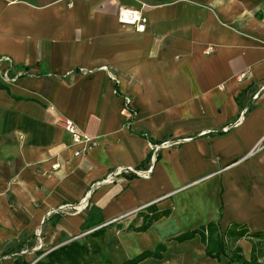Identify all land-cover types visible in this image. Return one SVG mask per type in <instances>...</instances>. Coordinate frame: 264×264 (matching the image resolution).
<instances>
[{
	"label": "crops",
	"instance_id": "1",
	"mask_svg": "<svg viewBox=\"0 0 264 264\" xmlns=\"http://www.w3.org/2000/svg\"><path fill=\"white\" fill-rule=\"evenodd\" d=\"M58 117L93 141L84 155ZM262 139L264 0H0V264L101 228L111 264L158 245L139 264H227L175 239L264 232Z\"/></svg>",
	"mask_w": 264,
	"mask_h": 264
},
{
	"label": "trees",
	"instance_id": "2",
	"mask_svg": "<svg viewBox=\"0 0 264 264\" xmlns=\"http://www.w3.org/2000/svg\"><path fill=\"white\" fill-rule=\"evenodd\" d=\"M157 217H145L141 227L137 232L146 231ZM106 229L101 228L89 235L83 241H72L69 244L61 246L47 254L41 260L33 264H111L104 253L102 240ZM195 235L200 237L204 246L206 257L219 261L221 257L227 259V264H260L264 258V232L251 234L246 227L232 224L224 232H221L218 224H209L206 227L186 233L175 239L178 243L192 239ZM241 240H247L252 245L250 260L247 262L242 258L241 250L236 244ZM164 252L162 245H158L154 252H146L126 261L123 264H139L145 259H159ZM41 257L42 253L36 254ZM14 264H30L19 257V251Z\"/></svg>",
	"mask_w": 264,
	"mask_h": 264
},
{
	"label": "built area",
	"instance_id": "3",
	"mask_svg": "<svg viewBox=\"0 0 264 264\" xmlns=\"http://www.w3.org/2000/svg\"><path fill=\"white\" fill-rule=\"evenodd\" d=\"M117 22L121 27L131 29L133 32L138 34L145 33L148 25L147 19L142 15L140 11H134L128 8L119 9ZM53 124L55 127L67 133L71 138L72 144L78 147L74 151V157H80L84 155L93 146V141L84 134L80 133V131L72 121L58 117ZM161 146L162 148H169L170 144L164 143ZM154 150L156 151L158 149ZM260 150H264V139H262L256 145L252 153ZM53 168L55 169L56 166H54ZM148 175V171L141 174V176L144 178L148 177Z\"/></svg>",
	"mask_w": 264,
	"mask_h": 264
},
{
	"label": "rangeland",
	"instance_id": "4",
	"mask_svg": "<svg viewBox=\"0 0 264 264\" xmlns=\"http://www.w3.org/2000/svg\"><path fill=\"white\" fill-rule=\"evenodd\" d=\"M86 236H82V237H79V238H77L75 241H79V242H81V241H83L84 240V238H85ZM42 259V257H38L37 255H32L31 256V259H28V263H30V264H33V263H35V262H37V261H39V260H41Z\"/></svg>",
	"mask_w": 264,
	"mask_h": 264
}]
</instances>
